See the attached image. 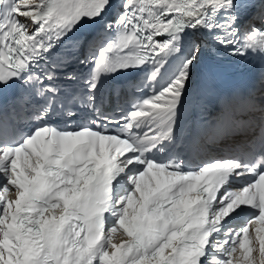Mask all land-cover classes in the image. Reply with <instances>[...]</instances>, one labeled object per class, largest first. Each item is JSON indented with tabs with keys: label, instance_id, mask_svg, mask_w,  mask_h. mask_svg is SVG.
Segmentation results:
<instances>
[{
	"label": "snow or ice",
	"instance_id": "1",
	"mask_svg": "<svg viewBox=\"0 0 264 264\" xmlns=\"http://www.w3.org/2000/svg\"><path fill=\"white\" fill-rule=\"evenodd\" d=\"M205 53L264 68V0H0V264H264V71L189 124Z\"/></svg>",
	"mask_w": 264,
	"mask_h": 264
}]
</instances>
